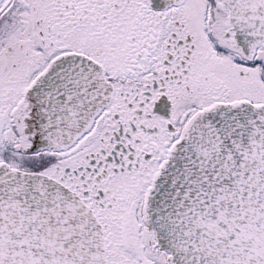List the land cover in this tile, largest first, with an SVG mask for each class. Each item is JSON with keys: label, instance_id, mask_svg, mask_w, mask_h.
I'll return each instance as SVG.
<instances>
[{"label": "snow or ice", "instance_id": "1", "mask_svg": "<svg viewBox=\"0 0 264 264\" xmlns=\"http://www.w3.org/2000/svg\"><path fill=\"white\" fill-rule=\"evenodd\" d=\"M0 264H264V0H0Z\"/></svg>", "mask_w": 264, "mask_h": 264}]
</instances>
